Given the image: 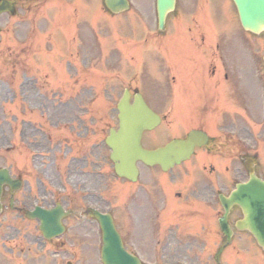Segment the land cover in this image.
Returning <instances> with one entry per match:
<instances>
[{
	"label": "rangeland",
	"instance_id": "obj_1",
	"mask_svg": "<svg viewBox=\"0 0 264 264\" xmlns=\"http://www.w3.org/2000/svg\"><path fill=\"white\" fill-rule=\"evenodd\" d=\"M192 1L183 8L182 4L186 1L178 0L177 10H188L193 4ZM130 2L132 9L120 19L116 16H108L103 0H44L26 11L18 7L15 15L1 16L0 167L10 168L15 164L21 166L25 164L29 166V173L32 170L34 174H39L35 175V178L40 182H46L47 185L49 178L55 182L53 178L57 173L64 179V183H69L71 187L69 193L74 199V188L76 189L75 186L79 184L77 189L81 188L83 192V205H92L94 201H98L100 205L97 208L104 210L108 204L107 207L115 214L114 218L117 222L115 224L122 232L128 248L141 256L146 264H164L166 261L172 263L177 261L181 264H213L208 260L210 252H202L197 247L184 253L181 248L175 246L163 249L173 225L169 226L163 220L160 221L156 216V210L151 209L143 195L139 194L143 188L144 176L139 178L134 188L123 181L117 183L114 181L112 165L108 159L109 150L103 140L108 130L117 125L115 106L122 91L124 88H129L142 92L144 75L152 74L159 82L166 83L172 73V70L166 68L163 71L156 69V65L160 63L156 60L159 58L158 49L154 46L143 48L149 53L150 58L144 51L143 55L146 58H136L134 52L136 46H139L138 35L143 30L154 29V19L156 23L155 0H130ZM233 10L235 11L229 0H210L212 15L209 16V12L203 19L202 31H197L196 28L188 25L187 21L180 19L174 20L170 25L166 24L161 34V50L168 58L176 52L182 54L189 52L185 41L189 36L186 29L191 27L192 35L200 32L210 41L216 38L217 33L224 37L229 45L226 54L231 59L233 67L239 71L250 72L251 64L253 68L254 63H257L260 86L258 88L257 83V98L255 105L250 109L257 120L244 118L246 116L241 111L237 114V103L233 102L226 107L228 119L221 123V126L226 123L229 125L228 131L254 133L256 142L250 154L256 152L264 167V64L262 61L264 33L259 36V48L252 45V41L240 31ZM144 16L150 18L148 23H145ZM131 17L138 21L132 24ZM127 19L131 28L126 25ZM144 23L148 27H145ZM128 31H132L133 34ZM67 32L68 35L63 36V33ZM240 40H246L248 45L241 43ZM122 49H125V56L120 59L119 50ZM253 60L256 61L252 63ZM132 62L137 63L134 68L122 67L121 63L128 65ZM184 75H187L186 68ZM17 80L20 85L16 83ZM146 83L152 88L156 87L150 81ZM242 84L243 81L239 82L241 89ZM152 88L151 91L158 92ZM17 92L23 95L25 105L40 107L39 111L35 110V113L28 117H31L34 123H38L34 120L38 118L43 127L42 134H45L44 137L41 135L34 139L35 145L39 146L35 149L30 148L37 151L29 160H27L29 151L27 145L21 148L19 160H16L17 154L13 151H5L12 144L11 139L7 138L11 136L12 116L22 109L31 112L28 107L18 108L16 102L11 104V99L13 95H18ZM61 92L62 96H60ZM54 94H58L62 102L55 108L53 106L58 104L57 102L49 103L42 99L49 100ZM228 96V99L239 98L236 95ZM208 99L207 93L204 98L197 100V103L203 104ZM225 103L222 100L221 106ZM171 106L167 103L164 107L157 108L160 114H167V122L163 123L161 130L158 128L155 131L159 136V144L168 137L182 135L191 126L188 124L203 125L208 133L212 129L211 123L214 119L212 107L207 109L209 115L207 121L201 123L192 119L180 122L173 128ZM181 112L187 114L188 108ZM41 113H44V116H41ZM242 114H244L243 118ZM231 117L237 120L236 124H232L234 121ZM22 129L21 127V131ZM80 131L84 140L78 139ZM52 161L56 167L52 166ZM163 181L167 182V179ZM134 189H138L139 192L135 194L132 192ZM166 189L167 192H172L171 187ZM162 195L165 203L172 198L175 199L174 193L167 196L162 192ZM148 212H151L152 216ZM163 216H165L164 220L169 222L173 220L169 214ZM83 229L84 236H88L85 243H92L94 246L100 243V234L92 221L90 224L84 222ZM187 238L180 234L175 235L174 243L184 242L183 239ZM255 244L249 236L237 237L234 251L228 248L219 260L230 264H264V255H262L264 252ZM169 249L171 250L169 255L163 258Z\"/></svg>",
	"mask_w": 264,
	"mask_h": 264
},
{
	"label": "flooded vegetation",
	"instance_id": "obj_2",
	"mask_svg": "<svg viewBox=\"0 0 264 264\" xmlns=\"http://www.w3.org/2000/svg\"><path fill=\"white\" fill-rule=\"evenodd\" d=\"M254 38V37H252ZM254 46L258 45V38L252 42ZM206 44L203 36L199 37V42L191 41V49H200L197 52L200 70L195 71V53L192 51L186 54V63H180V59L176 54L174 56V64L178 66V81L187 82L184 84L186 91H201L209 94L208 101L203 104H198L194 99H190L187 103L180 100L175 102V107L180 109L182 107L193 108L197 115L193 116L195 120L203 123L207 121L206 113L209 107H212L214 112L221 111L222 98L225 92V84L229 78V71L227 68V61L224 52L221 50L220 44L214 45V50H210ZM188 67L189 70L186 68ZM184 68L187 70V75H184ZM254 73V72H251ZM249 74V75H248ZM243 72L235 73L236 79L246 78L251 74ZM254 76V74H253ZM175 80V79H173ZM238 90V89H237ZM213 92V94H210ZM22 100V101H21ZM238 100V99H237ZM17 107L20 104H25L22 98L16 99ZM62 103V102H61ZM58 103L53 108L60 106ZM34 107V105H26ZM25 113V110L18 111ZM217 118V117H216ZM26 124V132L24 135H29L31 126L30 122H23ZM18 129V123L15 127V132ZM198 130H203L202 125H199ZM234 134V133H233ZM248 135H251L249 133ZM240 134L236 133L231 137L227 131L221 127L211 135L208 136L207 143L199 148H195L190 158L173 167L167 172H162L159 167H144L140 173V177L144 176L142 182V191L145 201L149 203L151 209L156 210V216L160 220L166 222L167 225L177 226V232H169L167 241L163 245V249L175 246L181 248L182 253L187 250L195 249V247L203 251H219L229 246L227 241L219 242L217 230L214 228V211L218 210L220 206L219 196L227 194V188L235 186L238 182L243 180L245 174V160L254 165L255 174L259 173L264 177V168L261 161L254 155H249L250 148L245 147L239 139ZM245 136H241V139ZM149 137L143 135L142 145L146 149H155L159 146L149 147ZM147 146V147H145ZM29 166L15 164L11 168V174L14 180L21 181L20 189L11 192L8 188L3 190V211L0 218V228L4 227L5 232L9 228V241H12L10 250L12 259L7 261L10 264H98L96 260L95 250L92 245L85 244L83 239V226L80 224L83 219V195L81 188L78 190L79 184L76 187L75 199L66 192L64 187V179L62 177H55V182L50 181L54 186L59 184L57 195H53L51 189L42 184L38 187L35 181L32 180L33 174L28 171ZM155 169V170H152ZM27 178V179H26ZM163 179H167L164 182ZM33 182V186L29 189V194L25 195L24 187L27 183ZM166 187L172 188L174 198L165 203V198L162 192L169 196L171 193L167 192ZM63 196V197H62ZM39 201L41 206L45 209L55 207L60 204L62 207L69 211L64 222L72 226L71 232L60 240V242L53 243L54 241L45 242L36 238V227L33 222L28 224V235L26 236L23 225L27 223L25 213L27 209L32 208V204ZM69 197V198H68ZM25 198V199H24ZM68 199V201H67ZM217 200V204L214 202ZM219 205V207H218ZM219 212V211H217ZM229 219L231 228H234L235 220L233 219L236 213L240 212L235 210ZM150 216L151 212H148ZM169 214L173 220L170 222L164 220L163 215ZM10 216V217H9ZM219 219V216L216 218ZM10 221L13 223L12 228L9 226ZM157 224L158 221H156ZM168 228V227H166ZM232 228V229H233ZM235 232V230H233ZM33 233V234H32ZM187 236L184 242L174 243L175 235ZM7 233L4 234V236ZM65 235V234H64ZM235 235V233L233 234ZM33 236V237H32ZM163 236V235H162ZM198 236V240L191 237ZM26 237H31L32 241L41 243H23ZM202 237V238H201ZM173 238V239H172ZM7 239V237H6ZM171 239L173 241H171ZM161 249V250H163ZM129 250V249H128ZM177 250V249H176ZM130 251V250H129ZM171 250H167L163 255L166 258ZM132 252V251H131ZM165 252V250L163 251ZM177 252V251H175ZM178 256V255H175ZM171 264H181L175 261L174 263L166 261Z\"/></svg>",
	"mask_w": 264,
	"mask_h": 264
},
{
	"label": "water",
	"instance_id": "obj_3",
	"mask_svg": "<svg viewBox=\"0 0 264 264\" xmlns=\"http://www.w3.org/2000/svg\"><path fill=\"white\" fill-rule=\"evenodd\" d=\"M237 7L241 24L244 29L259 33L264 29V0H233ZM174 0H157L159 23L163 22L165 14L173 8ZM105 5L112 12L127 8L126 0H105ZM1 10V9H0ZM119 130L111 132L106 140L112 150V159L116 162V173L119 176L135 180L137 170L135 162L142 161L147 165L159 164L163 168L179 162L189 155L193 148L191 138L186 142H172L166 147L154 152L144 151L139 140L144 129H150L156 124V118L145 108L141 101L130 108L126 102L119 107ZM8 178L0 171L1 186ZM227 205L237 204L245 216L238 228L248 229L264 249V183L253 176L249 183L239 185L237 191L228 199ZM103 231L102 258L105 264H139L129 257L122 249L119 236L114 230L110 217L97 216ZM221 227L223 224L221 223Z\"/></svg>",
	"mask_w": 264,
	"mask_h": 264
}]
</instances>
